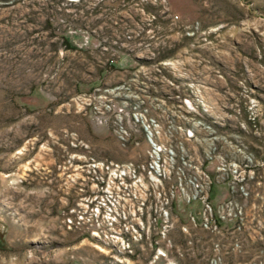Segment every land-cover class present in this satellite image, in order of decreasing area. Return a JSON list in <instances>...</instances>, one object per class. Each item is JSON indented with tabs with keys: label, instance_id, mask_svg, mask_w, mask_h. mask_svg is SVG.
<instances>
[{
	"label": "rangeland",
	"instance_id": "rangeland-1",
	"mask_svg": "<svg viewBox=\"0 0 264 264\" xmlns=\"http://www.w3.org/2000/svg\"><path fill=\"white\" fill-rule=\"evenodd\" d=\"M17 59L38 64L20 88L6 83ZM31 76L45 83L32 93ZM129 80L193 129L190 159L203 160L211 140L246 158L240 230L204 228L201 202L184 200L174 178L150 198L114 181L106 162L146 144L121 146L98 116L97 89ZM101 133L114 151L95 146ZM205 166L213 175L215 162ZM231 196L214 184L215 207ZM161 201L166 236L153 218ZM0 264H264V0H0Z\"/></svg>",
	"mask_w": 264,
	"mask_h": 264
},
{
	"label": "built area",
	"instance_id": "built-area-1",
	"mask_svg": "<svg viewBox=\"0 0 264 264\" xmlns=\"http://www.w3.org/2000/svg\"><path fill=\"white\" fill-rule=\"evenodd\" d=\"M105 44L106 42L103 43V45ZM66 45L68 46V44ZM105 49L104 51H106ZM149 89L146 86L136 85L130 80L115 86L110 85L106 88L104 95L101 93L102 88L97 89L98 96L96 97L100 102L99 106L95 108L99 111L98 116L111 126V130L121 146L128 149L139 147L142 142L146 144V151L143 154L139 153L140 155H136L130 161L111 160L109 163L106 162L108 167L111 165L113 168L114 181L130 187L131 190L128 194L132 198H150L154 193L162 195L164 183H168L171 178H174L177 187L173 186V188L181 193L184 200L188 203L201 202V224L204 228L220 232L222 223L235 221L236 230H240L244 219V202L249 196L247 177L242 165L243 163L248 165L246 158L243 161L229 159L228 155L221 150L222 147H219L218 143L220 142L211 140L205 150L203 160L190 159L185 149L184 140L195 137L193 129H184L182 124L176 122L174 115L161 111L159 105L166 102L167 98L152 96ZM155 89L157 88L155 87ZM118 102L123 105L119 109L115 107ZM190 102L191 98L187 96L185 103L190 104ZM201 125L205 126L206 124L201 121ZM207 127L209 128L211 125ZM182 134L185 136H179ZM240 151H242L241 147ZM104 162H101L102 165H105ZM205 162H215L213 175L205 168ZM96 182L104 185L103 178H98ZM220 182L229 186L232 196L221 201L215 207L211 191L214 184ZM109 193L110 195L107 194L110 197L108 201L117 200L115 206H119L121 195L117 196L115 191ZM164 194L166 195L167 192ZM103 197L104 195H102ZM172 197H175V194L172 193ZM167 204L168 201L165 203L161 201V208L154 211L153 217L156 226H160L158 231L162 236H166V233L172 228V213ZM97 208L95 211L98 214L96 215H101V206L98 205ZM116 215L120 216L121 213L117 211ZM117 216L112 219L113 223L117 221ZM192 218L194 224L197 225L193 215Z\"/></svg>",
	"mask_w": 264,
	"mask_h": 264
},
{
	"label": "crops",
	"instance_id": "crops-1",
	"mask_svg": "<svg viewBox=\"0 0 264 264\" xmlns=\"http://www.w3.org/2000/svg\"><path fill=\"white\" fill-rule=\"evenodd\" d=\"M31 28V27H30ZM66 38V40L69 42V38ZM63 38V39H64ZM85 53H87V51H85ZM33 54L32 50L30 51V55ZM31 67H29L30 69H26V64H23V61L21 59H17L14 62V65H10L9 67H11L13 70V72H15L14 77L7 79L6 83L9 85V87H15V88H20L21 86H23V72L26 71L25 73H27V70L32 72L34 71L33 67H37L38 64L34 61L31 65ZM14 67V68H13ZM16 72H18V74H16ZM105 70L102 69L101 70V74L100 75H104ZM26 83H28L29 87L32 88V90L30 91V93H32L34 90H37L41 85L40 84H45L43 83H39L37 80L35 82H33V77H29V79H25ZM44 87V85L42 86ZM102 132V131H101ZM100 137L97 138V143H96V147L98 148H102L106 151H114L115 147H117V140L111 136L108 135L107 133H101L99 134Z\"/></svg>",
	"mask_w": 264,
	"mask_h": 264
},
{
	"label": "trees",
	"instance_id": "trees-1",
	"mask_svg": "<svg viewBox=\"0 0 264 264\" xmlns=\"http://www.w3.org/2000/svg\"><path fill=\"white\" fill-rule=\"evenodd\" d=\"M64 41L66 42V44H68V46L72 47L71 45H69L68 41L66 40V38L64 39ZM74 48V47H72Z\"/></svg>",
	"mask_w": 264,
	"mask_h": 264
}]
</instances>
